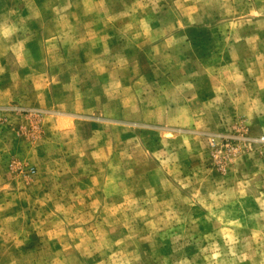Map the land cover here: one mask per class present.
Masks as SVG:
<instances>
[{
    "label": "rangeland",
    "instance_id": "374dc122",
    "mask_svg": "<svg viewBox=\"0 0 264 264\" xmlns=\"http://www.w3.org/2000/svg\"><path fill=\"white\" fill-rule=\"evenodd\" d=\"M0 264H264V0H0Z\"/></svg>",
    "mask_w": 264,
    "mask_h": 264
}]
</instances>
